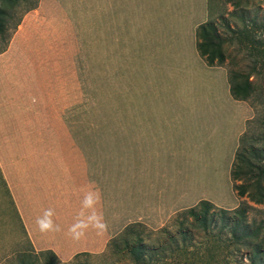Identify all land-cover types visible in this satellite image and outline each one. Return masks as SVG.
Returning a JSON list of instances; mask_svg holds the SVG:
<instances>
[{"label":"rangeland","instance_id":"374dc122","mask_svg":"<svg viewBox=\"0 0 264 264\" xmlns=\"http://www.w3.org/2000/svg\"><path fill=\"white\" fill-rule=\"evenodd\" d=\"M238 3L264 18V0H208V20L224 15L242 25L239 13L230 14ZM25 21L37 26L34 38L26 39L37 47H26L19 34ZM10 27L8 42L0 40V264H19L17 257L25 251L34 255L7 175V168L24 158L73 157L90 168L110 169L103 181L111 185L113 212L122 215L113 237L134 222L151 230L163 228L203 199L227 209L245 200L254 208L250 219L264 222V203L240 197L231 179L241 137L259 131L252 120L264 113V92L255 104L235 100L230 108L213 112L157 101L158 111L174 106L169 111L175 147L171 166L178 169L186 158L190 172L184 182L172 181L177 170L164 184L159 180L158 195L168 197L148 204L139 189V124L146 121L139 118V98L151 92L143 65L139 67L144 62L139 55V0H25L14 8ZM250 44L247 34L236 37L226 46V63L216 66L225 67L228 77L231 67L247 71L257 62L263 66L264 53ZM261 71L251 79L264 87ZM160 120L155 117L152 124L166 125V119ZM108 244L85 251L94 264H100ZM75 256L62 263L74 264Z\"/></svg>","mask_w":264,"mask_h":264},{"label":"crops","instance_id":"0c3cea01","mask_svg":"<svg viewBox=\"0 0 264 264\" xmlns=\"http://www.w3.org/2000/svg\"><path fill=\"white\" fill-rule=\"evenodd\" d=\"M208 14V0H139V55H144L139 67L141 63L151 89L139 98V118L146 119L139 124V189L141 200L148 204H155L159 196L168 197L165 193L158 195L159 180L164 184L177 170L172 181L184 182L190 172L186 158L178 169L171 166L174 154L170 150L174 146L169 111L174 106H162L158 111L157 101L180 102L182 109L213 112L230 108L236 100L231 94L227 69L208 65L197 47V29L208 20ZM36 29L25 21L19 31L26 47L38 46L26 40L34 38ZM155 117L166 119V125L152 124ZM7 171L9 188L27 236L37 251L52 250L61 261H68L80 252L102 250L114 236L113 231H119L120 224L115 221L120 223L122 215L113 212L111 185L103 181L106 174L111 175L107 167L90 168L85 161L73 157H38L16 160ZM89 188L101 194L97 210L102 212L108 228L102 236L89 230L84 239L76 242L67 235V229L75 221ZM48 208L54 209V220L63 229L61 232L42 234L38 230L36 220Z\"/></svg>","mask_w":264,"mask_h":264},{"label":"trees","instance_id":"16d2710c","mask_svg":"<svg viewBox=\"0 0 264 264\" xmlns=\"http://www.w3.org/2000/svg\"><path fill=\"white\" fill-rule=\"evenodd\" d=\"M23 1L0 0V40L5 43L10 36L14 8ZM236 5L230 14L239 13L242 25L231 23L223 15L200 24L197 29L199 53L210 66L224 65L229 58L226 46L246 34L251 41L248 46L264 53V18L260 19L258 12L253 16L241 3ZM263 68L257 62L247 71L229 69L230 90L236 100L254 103L256 96L264 92V87L251 79ZM259 115L252 120L259 131L251 136L248 132L243 134L231 169L237 194L249 197L255 204L264 203L263 111ZM251 209L253 205L245 200L238 207L227 209L203 199L181 211L163 228L151 230L142 222L131 223L109 241L100 264H264V222L251 220ZM19 220L24 228L20 217ZM30 250L34 255L28 251L20 253L19 264H63L52 250L37 251L34 247ZM92 256L80 252L74 264H94L89 259Z\"/></svg>","mask_w":264,"mask_h":264},{"label":"clouds","instance_id":"9594fccd","mask_svg":"<svg viewBox=\"0 0 264 264\" xmlns=\"http://www.w3.org/2000/svg\"><path fill=\"white\" fill-rule=\"evenodd\" d=\"M100 202L101 194L98 190L89 188L85 192L76 219L67 229V235L73 241L79 242L84 239L89 230H94L100 236L107 231L108 225L104 216L97 210ZM55 215L54 209L48 208L37 218L36 224L42 234L58 233L63 230L54 220Z\"/></svg>","mask_w":264,"mask_h":264}]
</instances>
